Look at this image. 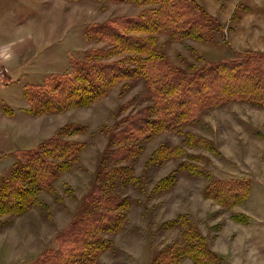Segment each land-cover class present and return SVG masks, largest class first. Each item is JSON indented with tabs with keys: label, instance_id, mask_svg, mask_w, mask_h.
<instances>
[{
	"label": "rangeland",
	"instance_id": "374dc122",
	"mask_svg": "<svg viewBox=\"0 0 264 264\" xmlns=\"http://www.w3.org/2000/svg\"><path fill=\"white\" fill-rule=\"evenodd\" d=\"M195 1L209 15L203 37L127 35L150 36L158 52L187 71L264 54V0ZM158 8L126 0H0V264H45L66 228L103 210L120 214L121 224L97 231L108 247L95 264H204L188 252L195 241L212 254L208 264H264V102L227 100L177 130L145 134L140 120L159 117L147 75L98 86V95L77 87L76 96H65L76 101L56 111L37 112L29 99L40 86L51 90L53 80L76 74L79 62L140 66L129 57L133 51L91 29ZM55 137L75 142L76 157L51 189L36 190L21 158ZM18 179L25 190L6 192ZM226 180L244 181L246 196L223 203L227 190L219 184ZM97 188L119 207L90 200Z\"/></svg>",
	"mask_w": 264,
	"mask_h": 264
},
{
	"label": "trees",
	"instance_id": "16d2710c",
	"mask_svg": "<svg viewBox=\"0 0 264 264\" xmlns=\"http://www.w3.org/2000/svg\"><path fill=\"white\" fill-rule=\"evenodd\" d=\"M124 1V0H115ZM132 2L158 3V10L149 11L148 15L135 18H117L103 25H96L91 32L99 37L116 42L119 48H127L136 56L131 60L140 63L135 69H127L122 63L104 64L100 61L79 62L76 74L62 76L53 80L51 90L40 86L39 91L29 99L37 111H56L64 108L74 98H66L69 94L75 96L77 87L91 88L94 95L102 93L115 80L130 74L147 75L152 84L153 97L156 100V111L159 117L144 120L145 134L151 129L177 130L185 121L190 120L204 108L222 103L227 100H254L264 102V54L252 52L237 58H224L216 62H208L194 71H187L174 66L169 58L158 52L150 36L127 35L126 31L142 30L154 32L165 30L177 39L185 37H203L210 28L209 15L195 0H126ZM117 50V49H116ZM118 51V50H117ZM116 71L115 74L112 72ZM106 72V73H105ZM108 72H111L109 75ZM107 75V76H106ZM87 83V84H85ZM219 84V85H218ZM215 85L217 87H215ZM98 86H102L98 87ZM65 98V99H64ZM131 130L130 136L134 135ZM127 134H123L126 138ZM75 142L60 137L50 139L42 149H35L24 155L22 173L37 189H51V181L61 174V168L68 165L75 155ZM66 157L65 162L59 163L52 158ZM216 183L215 185H217ZM219 185L225 186L227 194L221 196L225 204H232L246 196L244 181L226 180ZM218 185V186H219ZM20 179L8 181L5 191L15 193L25 190ZM220 187V186H219ZM28 188V187H27ZM209 189H211L209 187ZM224 189V188H223ZM213 190V186H212ZM30 191L26 204L33 201ZM90 200L102 204H112L119 207L117 198L105 197L99 188L89 195ZM23 199V198H22ZM120 214L110 210L92 211L63 231V239L59 249L44 259L45 264H95L100 252L108 247L106 240L97 231L119 227ZM188 252L197 258L198 263L208 264L212 254L199 241L189 244Z\"/></svg>",
	"mask_w": 264,
	"mask_h": 264
},
{
	"label": "clouds",
	"instance_id": "9594fccd",
	"mask_svg": "<svg viewBox=\"0 0 264 264\" xmlns=\"http://www.w3.org/2000/svg\"><path fill=\"white\" fill-rule=\"evenodd\" d=\"M11 58V53L9 52L7 56L4 57V59H10Z\"/></svg>",
	"mask_w": 264,
	"mask_h": 264
}]
</instances>
